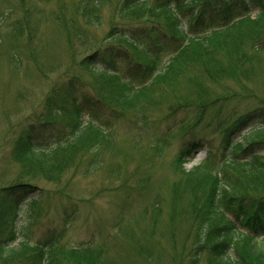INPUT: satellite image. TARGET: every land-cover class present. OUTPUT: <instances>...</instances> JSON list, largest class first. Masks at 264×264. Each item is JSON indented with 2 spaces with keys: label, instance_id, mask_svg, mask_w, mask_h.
I'll list each match as a JSON object with an SVG mask.
<instances>
[{
  "label": "rangeland",
  "instance_id": "rangeland-1",
  "mask_svg": "<svg viewBox=\"0 0 264 264\" xmlns=\"http://www.w3.org/2000/svg\"><path fill=\"white\" fill-rule=\"evenodd\" d=\"M254 14L226 37L223 60L233 58L234 36L245 38L244 30L254 26L264 29V19ZM151 24L166 27L152 1L0 0V192L27 185L19 190L25 199L9 214H16L17 232L28 225L25 238L18 234L11 243L7 229L0 240L12 248L30 241L13 254L0 248V264L18 258L36 264L37 243L53 238L57 242L47 251L53 264H220L208 262L210 249L200 244L204 235L195 228L215 229L221 211L215 208L197 220L206 195L193 186H207L226 165L223 142L233 121L211 122L212 104L237 109L236 114L264 109V50L251 55L242 77L206 75L207 98L188 109L177 105L170 113L173 100L195 103V95L186 89L188 78L176 83L179 73L162 71L158 77H164L155 81L170 52H150L144 36L130 41L129 27ZM110 48L120 49L124 58L112 61ZM195 50L197 58L201 52L212 55L202 42L193 45ZM97 53L110 59L97 60ZM125 53L154 71L146 89L138 84L130 89L113 73L116 68L125 76ZM176 56H183L179 64L186 55ZM196 69L186 72L194 76ZM71 78L82 85L81 98L87 101L79 98L75 105L66 93ZM54 96L57 101L50 105ZM87 122L93 123L89 142L73 146ZM247 130L238 129L232 140ZM27 131L34 152L21 155L16 146ZM191 139L194 146L188 145ZM187 148L191 154L182 157ZM50 164L53 172L42 173L41 166ZM240 176L247 185L264 179L258 173ZM243 239L240 248L249 241Z\"/></svg>",
  "mask_w": 264,
  "mask_h": 264
},
{
  "label": "trees",
  "instance_id": "trees-1",
  "mask_svg": "<svg viewBox=\"0 0 264 264\" xmlns=\"http://www.w3.org/2000/svg\"><path fill=\"white\" fill-rule=\"evenodd\" d=\"M143 1V0H140ZM146 2L152 1L155 8L159 10L164 17V23L167 29L161 25L150 26H135L129 27L131 32L130 41L137 40L142 36L146 37L145 44L148 46L150 52L155 50V53L170 52L166 66V70H159V72H152L149 64H144L140 59L129 57V66L125 72V78L122 79L125 85L130 89H134L136 84L146 89L148 82L152 79V74H155V81L158 78L164 77V73L158 77L162 71H172L174 74L179 73L180 78H176V83H184L187 79L186 89L192 93L196 102L193 103L189 98L186 105H181L180 100L175 99L171 103L172 109L170 113L177 111L175 106L179 105L183 108H189L199 104V100H205L209 93L205 89L202 80L207 75L215 74L220 76L221 79L225 75H235L236 78L242 77L248 71V60L251 55L257 51L264 50V29L258 26L247 28V37L234 36V55L232 59L223 60V51L221 50L222 43L225 42L226 37L231 34H237L236 29L241 28L245 23L252 21L251 15L257 12L255 19H264V0H144ZM168 20V21H167ZM258 23L257 21L253 22ZM243 32V31H242ZM242 32H239L240 34ZM245 33V32H244ZM242 33V34H244ZM203 34L205 36H203ZM241 34V35H242ZM214 40L215 43H212ZM202 42L204 47H207L208 52L212 55L206 57L201 52L197 58L194 55L199 53L197 50L193 51V45ZM192 48L191 52H188ZM114 52V61H120L124 56L119 54L121 51L117 48H110ZM210 49V51H209ZM181 53L186 56L185 60L177 64L178 59L183 56H175ZM92 58V54L89 56ZM131 58V59H130ZM97 60L110 59L107 56H102L97 53ZM222 59V60H221ZM98 67L94 65V68ZM197 67L194 76L187 74V69ZM134 68H140L134 71ZM96 69V68H95ZM99 70H101L99 68ZM118 75L120 70L113 68L112 70ZM111 72V71H106ZM171 72V73H172ZM153 74V76H154ZM128 75L129 79H126ZM153 79V80H154ZM205 80V79H204ZM131 83H130V82ZM152 81V80H151ZM175 83V81H174ZM146 84V85H145ZM66 93L70 94V98L75 103L81 98L82 85H76L74 78L67 83ZM146 86V87H145ZM54 90H57L55 88ZM165 91V89H163ZM61 93L60 90H57ZM57 91H52L50 94L55 95ZM166 93V92H164ZM175 93V91H174ZM181 94V92H179ZM87 101V97L81 98ZM56 96L49 99V104L52 105L56 102ZM204 105V103L202 104ZM213 105V106H212ZM212 111L209 115L211 122L217 121L219 125L224 123V119L232 120L233 123L227 130L224 137L223 147H225L227 158L225 169L221 173H216L209 181L207 186L201 187L195 184L194 190L201 189L206 195L203 210L197 215L209 213L213 215L214 209L221 211L222 223L216 225L215 229L208 227L204 230L198 231V225L195 228L196 234L199 232L204 235L202 237L203 243L201 245L210 249L208 255V262L217 261L220 264H264V179L256 182L251 181L247 184L243 183L241 179V172L246 177L253 173H258L264 177V111L263 107H255L248 109L245 112L237 113V109L227 110L228 107L221 105L220 109H216L220 104H212ZM77 109H79L76 106ZM224 108V110H223ZM81 110H85L84 108ZM90 111V109H89ZM85 112V111H84ZM234 115H237L235 118ZM93 123H86L82 125V130L76 140L72 142L73 146L81 145L82 143L89 142L90 125ZM81 124L77 123L75 129H80ZM242 127H249L243 137L240 139L232 140V133L242 129ZM31 134L26 132L25 137L19 139L17 143L18 154L27 155L34 152V143L28 139ZM194 139H191L188 145L194 146ZM187 145V146H188ZM190 149L184 150L182 157L186 154H191ZM228 151V152H227ZM40 161V159H37ZM229 166V167H228ZM41 172L49 175L53 172V167L45 169L41 166ZM232 168V170H231ZM234 169V170H233ZM39 172V171H38ZM197 172V168L192 169L193 175ZM240 173V174H237ZM190 176L195 178V176ZM233 175V177L231 176ZM242 182V184H241ZM27 185L7 189L5 192H0V234L7 229H10L9 240L11 243L15 242L18 234L21 239L25 238L28 232V225L23 226L19 232L15 229V215L13 212L9 214L10 209L15 210L19 206L20 201L25 199V195L19 190L26 189ZM24 188V189H21ZM27 190V189H26ZM182 193V192H181ZM180 194V193H179ZM33 202H37V198ZM10 217L13 221L9 222ZM11 223V226H8ZM14 225V226H13ZM193 227L195 225L193 224ZM198 232V233H197ZM249 238L247 246L240 248L243 238ZM208 238V240H206ZM10 242L1 243V251L10 254L13 250L26 249V244L30 243L28 240L20 241L19 248H12ZM57 241L53 238L45 243H37V252L34 253L36 264H53V257L47 251L54 246ZM206 242L208 244H206ZM40 246V247H39ZM218 247V248H217ZM247 250V251H246ZM13 254V253H12ZM5 258V257H3ZM16 259V258H13ZM24 258H18L17 263L23 264Z\"/></svg>",
  "mask_w": 264,
  "mask_h": 264
}]
</instances>
